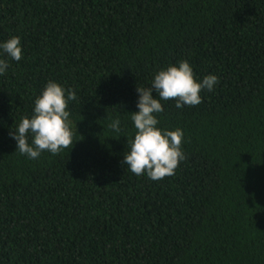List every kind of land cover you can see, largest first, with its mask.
Returning <instances> with one entry per match:
<instances>
[{
    "label": "trees",
    "instance_id": "trees-1",
    "mask_svg": "<svg viewBox=\"0 0 264 264\" xmlns=\"http://www.w3.org/2000/svg\"><path fill=\"white\" fill-rule=\"evenodd\" d=\"M12 36L0 264H264V0H0V43ZM180 60L219 82L197 106L161 101L186 159L153 181L122 163L130 113L137 86ZM50 80L76 92L73 144L30 159L9 133Z\"/></svg>",
    "mask_w": 264,
    "mask_h": 264
},
{
    "label": "clouds",
    "instance_id": "clouds-1",
    "mask_svg": "<svg viewBox=\"0 0 264 264\" xmlns=\"http://www.w3.org/2000/svg\"><path fill=\"white\" fill-rule=\"evenodd\" d=\"M0 55L20 61L22 58L21 40L12 36L0 43ZM9 63L0 59V75L6 72ZM219 78L212 74L206 75L201 81L188 60H180L178 64H170L158 70L150 86H137L139 111L131 112L130 119L134 124V138L127 139V151L124 153L123 164L133 174H146L153 181H159L175 174L179 163L186 159L182 151L183 130L161 129L158 127L157 114L164 111L161 101L175 99V107L197 106L202 103V90H214ZM157 94L153 95V92ZM76 92L66 89L55 80H50L42 93L36 97L31 117H21L16 130L9 135L16 144V152L30 159H37L44 151L53 155L73 144L72 122L70 113L66 111L69 101L76 100ZM120 119H115L109 127L117 132ZM29 135L32 139L29 142Z\"/></svg>",
    "mask_w": 264,
    "mask_h": 264
}]
</instances>
